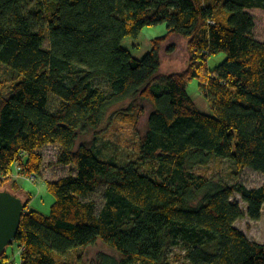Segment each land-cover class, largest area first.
<instances>
[{
  "label": "trees",
  "instance_id": "obj_1",
  "mask_svg": "<svg viewBox=\"0 0 264 264\" xmlns=\"http://www.w3.org/2000/svg\"><path fill=\"white\" fill-rule=\"evenodd\" d=\"M119 1L0 0V65L12 74L9 90L0 80V186L13 181L18 192L14 166L18 176L40 174L49 146H59L56 164L77 170L47 182L49 214L26 210L15 241L21 264H67L71 251L98 242L119 258L102 254L96 264H264V244L236 227L261 220L264 186L195 173L220 157L264 174V40L249 13L264 11V0ZM160 24L168 32L143 59L123 47ZM174 36L189 59L163 74L161 53ZM193 79L215 115L188 94ZM130 99L124 114L139 112L136 122L145 110L137 100L152 107L138 151L102 155L108 111ZM0 264H12L6 251Z\"/></svg>",
  "mask_w": 264,
  "mask_h": 264
},
{
  "label": "rangeland",
  "instance_id": "obj_2",
  "mask_svg": "<svg viewBox=\"0 0 264 264\" xmlns=\"http://www.w3.org/2000/svg\"><path fill=\"white\" fill-rule=\"evenodd\" d=\"M124 0L119 1V6H124ZM255 18V30L254 34L258 40H264V11L259 9L249 10ZM168 32L166 24H160L156 26H149L143 29L137 38H125L122 45L125 49L129 50L133 57L137 59H143L153 49V40L162 36H165ZM175 45L176 51L174 54L169 55L165 52V49ZM189 59L187 42L181 36H174L171 38L168 44L164 46L161 53L162 61V73L168 74L171 72H180L186 68ZM226 59V54H219L209 59V67L215 69ZM11 72L5 67L0 65V80L6 85V90L10 89ZM103 90L109 91V87L104 82L98 84ZM187 92L193 99L199 110L205 114L215 115L213 107L208 99H206L200 90V82L193 79L187 84ZM132 99L125 101L124 103L117 104L110 108L108 114L104 120V123L99 133L100 142L98 149L102 155L114 156L111 153L112 150H116L115 155L119 158L125 153L135 154L139 148V139L141 134L145 133L147 127V120L152 107L149 103L143 100H137V106L145 107L144 114L136 122V117L140 114H130L126 116V110L132 103ZM59 100L56 97L51 98L50 108L53 110L57 107ZM129 114V113H128ZM91 136L86 137L83 140H90ZM81 142V140L79 141ZM110 150V151H109ZM59 153V146L46 147L42 152L43 164L41 172L38 175L25 172L18 176L17 165L14 166V179L17 180L20 185V190L15 192L11 189L13 181L0 186V190H11L12 193L21 198L24 202L31 198L28 209L36 210L43 214H49L52 204L54 203V197L50 194L47 188V182H54L59 179L77 175V170L74 166H62L56 164L57 155ZM101 160H106L103 156H98ZM234 161L226 158L216 157L214 161L208 167H199L195 169V173L205 177H213L215 179H223L227 182H234V174H238L240 182L244 183L248 188H259L264 186V174L254 171L249 168L239 169L234 165ZM104 190H99L95 198L102 203ZM232 201L238 202L246 209V205L242 202L241 197L236 195L232 198ZM236 227L244 231L247 236L258 243L264 244V210L262 218L258 222H254L248 218H244L236 223ZM19 246L16 242L12 243L6 249V256L12 261V264H21V257ZM102 254L111 256L115 259L119 258V255L111 248L106 246L102 242H98L96 245L79 248L71 251L68 255L62 258L63 262L67 264H96L100 260Z\"/></svg>",
  "mask_w": 264,
  "mask_h": 264
},
{
  "label": "water",
  "instance_id": "obj_3",
  "mask_svg": "<svg viewBox=\"0 0 264 264\" xmlns=\"http://www.w3.org/2000/svg\"><path fill=\"white\" fill-rule=\"evenodd\" d=\"M26 204L9 190H0V257L17 239Z\"/></svg>",
  "mask_w": 264,
  "mask_h": 264
},
{
  "label": "built area",
  "instance_id": "obj_4",
  "mask_svg": "<svg viewBox=\"0 0 264 264\" xmlns=\"http://www.w3.org/2000/svg\"><path fill=\"white\" fill-rule=\"evenodd\" d=\"M18 170L20 171L21 169L18 167Z\"/></svg>",
  "mask_w": 264,
  "mask_h": 264
}]
</instances>
